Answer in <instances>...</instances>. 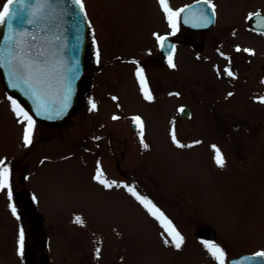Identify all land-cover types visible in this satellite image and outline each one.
<instances>
[{
  "label": "rangeland",
  "instance_id": "obj_1",
  "mask_svg": "<svg viewBox=\"0 0 264 264\" xmlns=\"http://www.w3.org/2000/svg\"><path fill=\"white\" fill-rule=\"evenodd\" d=\"M190 1L167 4L178 10ZM211 1L215 26L206 34L182 31L172 59L179 74L151 65L153 91L141 63L158 58L157 36L170 28L159 0H83L90 24L98 27L91 64L98 51L97 62L106 65L88 70L92 86L84 113L76 109L60 126L32 117L34 145H25L27 121L8 97L19 99L0 77V160L10 170L13 193L10 200L8 190H0V264H217L204 241L223 248L229 264L232 255L264 248V103L254 101L264 93V78L257 80L264 75V33L247 26L251 13L264 10V0ZM5 2L0 0V10ZM110 74L109 86L97 87L96 80ZM183 103L191 105L187 118L179 117ZM136 116L147 148L140 125H131ZM104 122L114 126L113 139ZM173 132L191 147H177ZM213 146L224 156L222 168ZM121 150L123 172L113 167ZM98 162L101 179L117 185L105 188L93 179ZM119 185L135 186L153 201L183 236L180 249L171 242L167 220L151 215ZM201 226L214 229L215 237ZM20 229L23 257L17 255Z\"/></svg>",
  "mask_w": 264,
  "mask_h": 264
},
{
  "label": "water",
  "instance_id": "obj_2",
  "mask_svg": "<svg viewBox=\"0 0 264 264\" xmlns=\"http://www.w3.org/2000/svg\"><path fill=\"white\" fill-rule=\"evenodd\" d=\"M35 0H26V6L22 14L28 11L27 5L34 4ZM17 9L19 5H12ZM182 12V20L185 24L196 28L209 27L215 21V15L211 14L209 5L198 3L197 1L185 6ZM51 15L45 23L39 25H23L32 34L38 37L34 42L38 48H42L48 57V79L44 85L39 88L38 101L25 86H12V78L8 75L5 68L0 67L4 83L8 90L15 92L30 108L37 119L48 122L62 124L66 117L78 105V91L82 77L85 74V53L88 42V20L86 13H79V6L71 4L70 0H56L50 9ZM79 13V14H77ZM250 25L256 29L264 30V12H256L250 18ZM16 23L13 29L7 25H1L0 33V56L7 57L8 52L4 51L9 43L5 36H12L13 40L27 39L31 37H20L15 33ZM57 37H59L57 39ZM171 39L167 37L163 41V50L166 54L171 51ZM35 51V49L33 50ZM77 65L78 76L72 80L73 64ZM69 82L71 84V94L68 100V106L60 116H56V111L64 105V97L68 94ZM181 116L189 115V106L182 107ZM37 111L41 114L37 115ZM51 115L52 118H48ZM209 235L214 236V230H209ZM252 254H241L232 259V264H264V257H254ZM253 257V259H245Z\"/></svg>",
  "mask_w": 264,
  "mask_h": 264
},
{
  "label": "snow or ice",
  "instance_id": "obj_3",
  "mask_svg": "<svg viewBox=\"0 0 264 264\" xmlns=\"http://www.w3.org/2000/svg\"><path fill=\"white\" fill-rule=\"evenodd\" d=\"M56 0H35L34 4H28V11L26 14H22V10L26 6V0H6V2L2 6V10H0V25H7V27L11 30L13 29L14 22L16 23L15 33L20 37H31V41L27 39H19L13 40L12 36H5V40L9 43L5 46L4 51L8 52L9 55L7 57L0 56V67L6 69L8 75L12 78V86L20 87L21 85L25 86L27 90L39 101L40 96L38 95L39 88L44 85L48 79V69L47 65L49 63L48 57L45 55L42 48H38L34 43L38 40V37L35 34H32L28 31L26 27L23 25H39L45 23L49 16L51 15L50 9L52 8L53 3ZM71 4L79 6V13H84V3L83 0H70ZM160 4L163 7V10L168 14L169 23L173 28V32L176 29V18L179 17L180 13L184 11L183 8L178 10H173L168 6L167 0H159ZM198 3H203L209 5L211 8V14L215 15V5L211 3V0H198ZM12 5H19L17 9H13ZM77 13V14H79ZM86 18V13H84ZM251 18V17H250ZM90 26V24H89ZM59 37H57L58 39ZM157 39L163 43L167 39L165 36H157ZM35 49V51H33ZM238 51L240 49H237ZM245 52H250V49H244ZM97 58H99V53L97 52ZM169 64L170 66H175L172 64V58L169 56ZM77 65L74 63L72 68V77L74 80L78 76V72L76 71ZM227 71V75L232 76L233 73L229 70ZM142 74V70H138L137 75L140 76ZM71 94V84L69 82L68 94L64 97V105L63 107L56 111L55 115L58 117L62 114L64 109L68 106V100ZM231 95V93H229ZM146 99H150V96L145 97ZM13 106V111L16 112L17 116H23L24 120L27 121V125L24 129L23 140L25 145H30L32 143L31 133L32 129L35 125V121L32 116L21 107L19 102L16 99H13L11 96L8 97ZM115 100L116 97H113ZM261 102H264V97L261 98ZM96 105L93 103L92 108L95 109ZM183 111V109H181ZM41 113L37 111V115ZM48 118H52L51 115ZM113 119H118V117H113ZM133 120L140 125V136L141 143L145 148L148 147L147 144L143 143V122L139 116L133 117ZM173 142L177 145V147H191V145H183L180 144L176 136L173 132L172 134ZM197 143H199L197 141ZM215 148V146H213ZM215 163L219 167H224L225 159L223 154L218 148H215ZM4 161L0 160V190L7 189L8 197L12 199V189L9 183V174L10 170L7 167H4ZM103 172L102 169L97 167V173L93 177L98 183L102 184L105 188H112L117 185L116 181H108L107 179H101ZM127 189L129 193H131L135 199L143 205L148 212L156 216L158 219L163 217L167 220V217L164 216V213L153 203L152 200L147 198L146 196H142L139 192H137L135 186L129 185H119ZM13 215H16V207L15 205H10ZM19 219V217H17ZM76 223H83L81 217H75ZM171 221L167 220V224L169 227L167 228L168 235L171 238V242L173 243L176 249H180L184 238L183 236L175 229V227L171 226ZM165 244L169 243L168 239L164 240ZM205 247L208 249L210 254L215 258L217 264H225V250L221 248L219 245L212 242H203ZM25 249V235L23 229H20L18 234L17 241V255L23 257ZM97 253H99V249H97ZM254 257H264V251H258L254 254ZM245 259H253V257H246Z\"/></svg>",
  "mask_w": 264,
  "mask_h": 264
},
{
  "label": "flooded vegetation",
  "instance_id": "obj_4",
  "mask_svg": "<svg viewBox=\"0 0 264 264\" xmlns=\"http://www.w3.org/2000/svg\"><path fill=\"white\" fill-rule=\"evenodd\" d=\"M2 10V8H1ZM167 24H170L169 23V19H168V22H166ZM214 25H212L211 27L209 28H200V29H196V28H193L191 26H188L184 23H182V20H181V13L179 15V17L176 18V29H175V32H173V28L172 26L170 25V28L168 30H163L164 32L161 34V36H170L172 37L173 39V43H174V49L172 51V53L170 55H165L164 52L162 51V45H161V42H159V47H158V51H159V56L157 59L156 56H152L150 57V62L148 61V63H141L143 65V69H144V74L146 76V78L148 79L149 83H150V86L152 88L153 91L154 90V86H153V81L151 79V73L152 72V69L154 68H151L150 69V66L152 65L153 67H156L157 65L159 66L160 69H163V73H166V72H171L173 73L174 75L176 74H179L178 71H180L179 69H177L175 66H170L169 64V56H171V58L173 59L175 54L177 53L178 49H179V46H180V34L182 33L183 30H185L186 32H191V33H195V32H202V33H207V31L209 29H211ZM98 27H95V26H90V29H89V33H90V43L88 46V49H87V52H86V55H85V65H86V73L84 75V77L82 78L81 82H80V87H79V101H78V106H77V109H79L82 113H84V110H85V105H86V98L84 96L87 95L88 93V90L89 88L92 86L90 84V82L88 81V78H87V73H88V70L90 68V66L92 65L93 66V70L95 72H100L102 71V66H105L106 65V62H97L99 61L100 59H102V57H100L99 55V58L96 57V53L94 51H92L95 55V59L97 60L96 62H93V64H91V55H90V51H89V47L92 48V46L95 44L96 45V49L98 48V42L96 41L97 39H99V36H98V31H97ZM95 37V41H93V37ZM182 38L185 39V36L183 34ZM100 41V40H99ZM94 42V43H93ZM93 44V45H92ZM98 52V51H97ZM115 59H118V60H128L129 58H131L130 56H121L119 54H116ZM173 64V63H172ZM174 65V64H173ZM106 68V67H104ZM105 76V75H104ZM107 79L105 80H102V77L98 78L96 80V82L98 83L97 84V87L99 85L101 86H104V87H107L109 86V83H111L113 77H112V74H110V76H105ZM245 77H248V76H245ZM264 78V75L262 76H259L258 77V82L260 83V81ZM108 80V81H107ZM106 81V83L108 84H103V82ZM164 83V82H163ZM173 83H175L173 81ZM104 90H107V88H105ZM264 94V93H263ZM263 94L261 95V98L263 97ZM229 95V94H228ZM109 96L113 97V95H111L109 93ZM261 98H254V101L258 104H261ZM264 103V102H263ZM184 105H189L191 106L190 104H186V103H183V105L181 106H184ZM38 122H41V123H44V124H47L49 125L50 123H46V122H43V121H38ZM261 121L258 119L256 120V123H260ZM50 125H56V126H60V125H57V124H54V123H51ZM103 126L105 127L104 128V132L105 134L107 135V138L110 140V139H113V137H115V134L113 133V128L114 126H110V124L106 125V123L104 122ZM85 132H82V134H84ZM256 133L259 135L260 132L256 131ZM114 135V136H113ZM32 145H34V143H32ZM125 155V152L124 150H121V153H120V157H117V154L114 153V159H113V167L116 171H119V172H123L122 171V168H121V160H122V156ZM262 156V155H261ZM264 164V161L262 162ZM201 230H203V232L206 234L207 233V228L206 227H201L200 228ZM253 251H264V248H262L261 246H258L257 248L251 250V251H243V252H253ZM229 264H230V260H229Z\"/></svg>",
  "mask_w": 264,
  "mask_h": 264
}]
</instances>
